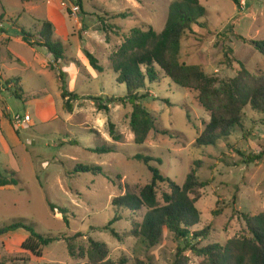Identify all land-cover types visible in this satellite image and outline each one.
I'll list each match as a JSON object with an SVG mask.
<instances>
[{
  "label": "rangeland",
  "instance_id": "obj_1",
  "mask_svg": "<svg viewBox=\"0 0 264 264\" xmlns=\"http://www.w3.org/2000/svg\"><path fill=\"white\" fill-rule=\"evenodd\" d=\"M34 1L33 10V5L22 0H0V31L5 30L11 38L0 47V177L15 174L18 181L17 186L0 187V228L23 222L45 236L64 239L81 234L75 239L77 249L87 248L94 240L108 247L113 261L127 258L129 264H172L183 243L169 230L164 229L161 243L152 249L127 237L133 222H141L145 211L122 213L123 218L111 227L121 240L102 230L116 217L115 198L139 194L151 182L148 166L136 159L142 155L161 159V165L152 162V166L179 186L194 169L202 182H209L196 202L200 224L195 231L209 229L200 248L250 237L243 215L264 213V113L248 106L242 129H235L216 146L198 147L197 139L210 115L201 107L197 92L162 77L160 83H148L142 92L150 94L142 104L156 120L157 130L143 145H137L130 129L131 105L108 103V98H125L128 93L127 87L117 82L110 57L132 29L152 28L160 34L175 0H71L80 5L78 19L62 8L64 0ZM50 1L67 27L65 33H57L65 50V59L59 63L45 48H32L18 39L23 38L22 30L33 29L36 35ZM200 3L207 9L202 20L206 28H196L194 35L184 38L181 62L199 66L219 81L234 78L240 64L253 75H264V55L252 45L264 41V0H246L242 7L232 0ZM120 13L129 17L117 18ZM87 54L99 61L103 73L91 67ZM61 73L67 90L79 96L78 101H72V112L63 109ZM7 78L20 79L21 90L4 85ZM16 89L21 98L15 95ZM25 115H30L32 122L18 128L15 119ZM111 125L121 135L120 142L111 137ZM102 147L113 152H94ZM259 155H263L259 161L250 162L249 158ZM79 165L101 167L102 173H76ZM165 191L167 186L159 185V201ZM51 205L56 207L54 211ZM61 209L66 210L68 223ZM26 239L15 235L0 239V262H87L71 258L65 240L45 247L42 257H37L22 250ZM185 255L190 264L203 261L191 251Z\"/></svg>",
  "mask_w": 264,
  "mask_h": 264
},
{
  "label": "trees",
  "instance_id": "obj_2",
  "mask_svg": "<svg viewBox=\"0 0 264 264\" xmlns=\"http://www.w3.org/2000/svg\"><path fill=\"white\" fill-rule=\"evenodd\" d=\"M239 6V0H232ZM207 16V9L200 0H175L168 13L164 30L158 34L154 29H132L124 39L122 45L110 57L111 67L117 75V82L127 87L125 98H108L109 104H130L132 113L130 129L137 145H143L151 132L156 131V120L143 106L142 101L149 98L147 84H158L162 77L170 79L182 89L193 90L198 93L201 107L210 115V122L198 137V147L216 146L221 139H228L235 129L243 128V113L248 106L260 113H264V75L251 74L242 64L237 75L227 81H219L216 77L208 76L199 66L186 65L181 62L182 42L188 35H194L195 29L206 28L202 21ZM128 13H120L117 18L127 19ZM36 35L22 30L23 40L32 48H45L53 57L55 63L65 59L63 43L54 37L53 25L49 21L40 22ZM104 25V24H103ZM37 39L38 43L34 40ZM257 51L264 55V41L252 42ZM91 67L98 73L104 69L99 61L91 54H87ZM61 96L64 100L63 109L72 112V101H78L79 96L67 90L63 74L60 75ZM18 86L19 80H13ZM7 81V85L13 83ZM19 87V86H18ZM21 90V88H20ZM16 89L15 95L21 98ZM97 100V99H95ZM99 110L107 108L98 106ZM163 134H167L163 132ZM110 135L120 142L122 137L113 125ZM94 152L109 154L110 147L97 148ZM263 155L249 158L250 162L259 161ZM136 159L143 161L152 174V180L139 194L126 193L113 200L112 206L116 210V217L102 230L111 232L112 236L120 239L118 233L111 227L123 218L127 211L136 215L142 211L145 214L141 222L134 221L132 230L127 237H134L146 245L148 249L158 246L163 238L164 229L169 230L177 242L183 243L178 248L175 261L172 264H190L185 252L191 251L197 257L203 258L200 264H264V213L249 216L243 215L250 237L230 240L226 245L212 244L200 248V242L209 236V229L197 230L200 224V212L196 207L199 192L209 185L202 182L194 169L186 178L183 186H179L170 178L165 177L161 170L152 166V162L162 164L161 159L137 155ZM76 173H102L98 166L79 165ZM13 177H0V187L17 186L18 181ZM167 186L162 194V201L158 199V187ZM52 211L56 209L51 205ZM65 222L66 210L61 209ZM23 230L28 238L21 248L31 254L42 257L43 249L55 242L65 240L71 258L87 259L84 264H129L127 258L113 261L109 258L108 247L100 242L90 240L87 248L77 249L73 238L52 237L37 233L31 224L18 222L0 228V237ZM0 264H4L0 262ZM138 264H144L138 262Z\"/></svg>",
  "mask_w": 264,
  "mask_h": 264
},
{
  "label": "crops",
  "instance_id": "obj_3",
  "mask_svg": "<svg viewBox=\"0 0 264 264\" xmlns=\"http://www.w3.org/2000/svg\"><path fill=\"white\" fill-rule=\"evenodd\" d=\"M25 4H29V5H33V10H34V7L36 4H34V0H22ZM45 1V0H42V2ZM52 1H50L48 3V5L46 6V17L45 19H43L42 21H39L38 24H39V27L41 26V23L40 22H44V21H49L52 25H53V31H54V37L57 39V33H65V31L67 30V27H66V22L63 20V18L60 17V12L57 8V6H53L52 4ZM54 17H58L57 18V23L54 21ZM17 25V24H16ZM15 23L12 24V26H16ZM19 27V26H18ZM38 27V28H39ZM37 28V30H38ZM33 30V29H32ZM31 30V31H32ZM37 30H36V33H37ZM29 32L31 34L35 33V31H32V32ZM60 31V32H59ZM35 35V34H34ZM11 38L7 36V33H5V30L3 31H0V47L5 45L6 43H8V41L10 40ZM20 41H24L23 38H18ZM19 60V59H18ZM24 63V62H22ZM14 79H4V85L6 84L7 85V81H13ZM16 80H19L17 83H18V86L21 88V80L20 79H16ZM16 82L13 81V83L9 84L8 87L9 88H12V86L16 85L15 84ZM3 87V86H1ZM41 116H44L43 113L41 112ZM10 151V149H9ZM12 235H15V236H18V237H21V238H28V234L23 231V230H19L15 233H10L8 235H5L3 237H0V239H6L8 237H11ZM14 237V236H13Z\"/></svg>",
  "mask_w": 264,
  "mask_h": 264
},
{
  "label": "built area",
  "instance_id": "obj_4",
  "mask_svg": "<svg viewBox=\"0 0 264 264\" xmlns=\"http://www.w3.org/2000/svg\"><path fill=\"white\" fill-rule=\"evenodd\" d=\"M246 4V0H239V6H243ZM61 6L64 10L67 12H70V14L75 18L78 19L79 13L81 12V8L79 4L71 2V0H64L61 3ZM32 122L30 115H25L24 118L17 117L15 119V124L18 128L23 127L24 125H28Z\"/></svg>",
  "mask_w": 264,
  "mask_h": 264
}]
</instances>
